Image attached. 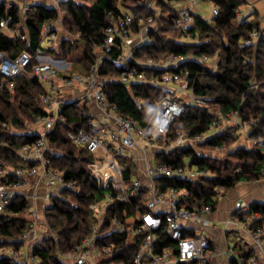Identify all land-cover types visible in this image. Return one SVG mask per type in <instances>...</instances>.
<instances>
[{
  "label": "trees",
  "instance_id": "1",
  "mask_svg": "<svg viewBox=\"0 0 264 264\" xmlns=\"http://www.w3.org/2000/svg\"><path fill=\"white\" fill-rule=\"evenodd\" d=\"M153 2L158 11L150 8ZM184 0H62L60 7H50L41 3H33L26 12H22L20 2L13 1L9 6L7 0L0 1V16L11 17L10 27L27 35L22 40L17 34L0 32V51L11 57L17 56L23 50L35 53L42 42V28L45 24L55 22L62 13L65 37L60 39V48L52 53L71 59L73 52L83 44L81 56L75 61L81 72H87L93 62L95 46L100 45L105 38L106 28L124 13L133 15L135 21L132 30H138L140 17L153 16L155 26L149 30L148 42L138 47L136 57L140 60L152 58L163 59L168 56L182 55L186 58L170 71L190 73V88L196 99H202L206 106L194 102L185 104V111L177 118L170 128L169 134L176 139L179 131H184L189 137L205 133L211 123L217 120L212 107L223 114L232 111L239 113V121L253 120L248 138L250 147H237L228 152L226 158H215L200 154L191 146L174 148L170 152L156 154L155 161L174 167L188 165L198 169H209L213 178L189 180L183 178L157 177L156 182L163 190L175 188L189 192L181 205L193 209L196 206L212 203L216 188L225 187L224 194L233 190L242 182H257L264 179V35L260 34L256 44L244 45V40L251 36L254 29L261 33L259 20L245 19L236 23L239 12L248 4V0H212L213 6L219 8V14L210 22L202 15L194 14V25L190 30L191 38L186 39L184 33L173 26L172 19L177 14L176 4ZM207 56L217 58L216 70L209 65L200 63L197 57ZM35 64L32 62L30 69ZM75 65V63H74ZM75 69V67H74ZM76 69V70H77ZM148 76H161L165 69L145 68ZM101 75L116 78L120 71L110 64L101 69ZM0 73V167H20L22 160L17 151L26 144L33 143L37 134L27 133L29 126L40 117L46 115L41 98L44 88L37 78L16 77L14 87L8 83L2 84ZM110 101L118 111L134 119L142 128L148 127L146 107L136 101V97L145 102H151L163 97L166 91L159 86L132 84L128 87L124 83L110 82L107 84ZM78 111V110H77ZM73 106L64 107L68 117V124H60L49 134L50 141L55 144L57 153L51 154L54 168L63 172L66 180L78 185V190H61L53 197L52 206L46 211L49 227L54 230L57 240L46 236L33 247V254L38 264H70L64 255L75 250L82 241L92 234L97 218L91 205L105 197L106 191L100 189L91 178L88 164L94 160V155L86 148L72 143L66 135L70 125L79 127L84 125L85 118ZM182 124V128H176ZM242 136L241 124L229 126L224 132L214 134L198 147L209 148L231 147L238 144ZM161 140V138H160ZM126 166L124 177L126 180L137 174L136 166L128 159H122ZM127 163V164H126ZM27 166H32L28 164ZM20 179L14 173L0 176V184L6 185L18 182ZM146 190H142L132 202H116L108 208L103 235L98 240L100 248L113 247L119 250L112 258L101 264H135V254L141 247L143 235L130 238L129 230L121 233L109 232L111 220L116 217L126 223V219L136 215V205H141V212H145L144 200ZM30 202L22 196H17L0 213V248L12 246L13 253L0 252V264H28L20 259L23 246L18 239L28 228V219L24 216ZM254 227H264V202L253 201L246 211H235L234 217L240 220L253 218ZM140 221H136L135 226ZM127 226L129 225L126 223ZM194 236L195 233L187 232ZM156 253L164 248L176 251L175 241L164 231L157 233ZM251 251L244 255L250 256ZM245 256L242 263L247 264ZM234 264H239L233 260ZM181 264H186L182 262ZM258 264V263H257Z\"/></svg>",
  "mask_w": 264,
  "mask_h": 264
},
{
  "label": "built area",
  "instance_id": "2",
  "mask_svg": "<svg viewBox=\"0 0 264 264\" xmlns=\"http://www.w3.org/2000/svg\"><path fill=\"white\" fill-rule=\"evenodd\" d=\"M2 1V0H0ZM9 1V0H7ZM15 1V0H11ZM10 1V2H11ZM22 12H26L32 2L41 3L58 8L62 0H18ZM201 0H184L177 3V14L173 17V26L179 28L186 39L190 40V30L194 25L192 8L200 6ZM9 2V3H10ZM12 5V2L9 6ZM150 8L158 11V7L151 1ZM179 7V8H178ZM219 14V8L213 6L210 16H203L212 21ZM42 28V42L35 53L23 50L17 56L11 57L0 51V73L2 84L8 83L14 87L16 77L25 76L37 78L44 93L41 103L46 115L40 116L27 133L37 134L33 143L22 145L17 153L22 160L20 167H0V176L14 173L19 177L18 182L0 184V213L15 197L22 196L29 200L30 205L24 216L28 219V228L18 239L27 248L24 263L38 264L33 254L34 245L46 236L57 240L54 230L49 227L46 211L53 204V197L61 190H78V185L65 179L63 172L54 168L51 154L57 153L55 144L49 139V134L60 124L67 125L68 117L64 107L73 106L78 110L85 123L75 127L70 125L66 135L69 140L79 147L86 148L94 155V160L88 164L93 182L106 191V195L91 205L97 218L92 234L85 238L75 250L68 252L63 258L70 264H101L112 258L119 250L113 247L100 248L98 240L102 238L103 226L108 208L116 202L130 203L138 197L142 190H146L144 204L146 211L141 212V205H136V215L128 217L126 223L114 217L108 231L121 233L129 230L130 238L143 235L142 244L135 254V264H208L211 256V243L206 235L196 233L188 223L207 224L204 213L212 212L215 207L212 203L196 206L193 209L181 205L182 200L189 194L186 190L168 188L163 190L157 184V177L183 178L198 180L213 178L215 174L205 168L198 169L188 165L174 167L168 164L156 163L155 157L160 152H170L174 148L191 146L197 148L200 142L208 137L222 133L233 122L241 124L244 134L248 138L253 120L239 121V113L232 111L223 114L220 110L217 120L211 123L209 129L195 137H189L183 130L178 132L176 139H172L169 131L175 120L182 116L185 104L194 102L206 106L202 99H196L190 88V73L170 71L186 57L182 55L168 56L161 60L152 58L140 60L136 57V50L148 42V33L155 26L153 16L140 17L137 21L138 30L134 32L132 25L135 21L130 13H124L106 28L105 38L93 51L95 61L87 72L74 69L73 59L62 58L50 51L58 52L60 48L59 33L62 30L63 17ZM264 19V17H263ZM11 17L0 16V32L10 35L17 34L22 40L27 35L20 32V26L15 31L10 27ZM260 31L254 29L251 36L244 40V45L256 44ZM51 52L55 57L47 55ZM198 61L209 65L211 70L217 68V58L207 56L197 57ZM35 64L30 69L32 62ZM110 64L120 71L116 78L101 75L104 65ZM145 68L165 69L161 76H148ZM110 82L124 83L128 87L132 84L154 85L162 87L166 94L151 102H145L136 97L139 104L146 107L148 127L142 128L137 122L118 111L117 106L110 101L107 84ZM71 92V94H67ZM97 109L96 112L93 109ZM161 138V140H160ZM264 142V139H262ZM229 147H216L226 151ZM140 149L143 152V166H136L138 173L126 180L124 177L126 166L122 159L128 158L137 161L133 151ZM236 149V148H235ZM202 154V153H200ZM204 155V154H203ZM32 164V166H27ZM214 200H219L225 187L219 185ZM239 211H246L247 206H240ZM237 209V210H238ZM259 219L255 213L253 218L240 220L234 217L231 222L234 226L243 228L249 238L259 248V251L247 260V264H257L259 256L264 258V227H254V220ZM136 221H140L135 226ZM133 227V229H132ZM164 231L176 243V251L164 248L156 253L157 233ZM194 232V236L186 235ZM244 264V263H242Z\"/></svg>",
  "mask_w": 264,
  "mask_h": 264
},
{
  "label": "crops",
  "instance_id": "3",
  "mask_svg": "<svg viewBox=\"0 0 264 264\" xmlns=\"http://www.w3.org/2000/svg\"><path fill=\"white\" fill-rule=\"evenodd\" d=\"M250 1V0H248ZM253 2L257 0H252ZM213 5V4H212ZM201 6H194L192 8V12L194 14L202 15L200 11ZM179 8V7H178ZM213 8V6H212ZM205 16V15H202ZM254 18V17H253ZM252 19V18H251ZM62 30L59 33V38L65 37V34ZM261 34L264 35V29H261ZM25 77V76H24ZM32 78V77H31ZM67 94H71V92H67ZM69 95V97H71ZM94 112L97 109H93ZM78 112V111H77ZM219 110H217L218 114ZM133 155L137 158V161H133L134 165H138V167L143 166L142 155L143 152L140 149H136L133 152ZM204 154V153H203ZM206 156H210L208 154H204ZM138 173V170H137ZM253 201H262L264 202V179L257 181V182H242L237 186L236 189L229 191L223 197L218 200V203L215 209L212 212H205L204 217L207 219V224H187L194 229L196 233L206 235L211 243V256L208 264H234L233 260H237L239 264H242L245 256H242L243 253H240L238 248H234L229 245V231L231 229H236L240 231V233L245 234L247 240L252 244V253L247 258H250L254 254L259 251V248L255 245V243L249 238L246 234L245 230L240 227H236L233 225L231 220L234 218L235 211L240 206H249V204ZM230 229V230H229ZM25 246H22L20 251V256L23 255V262H24V255H25ZM240 250H243L241 248ZM244 252V251H243ZM19 256V257H20ZM258 264H264V258L259 256L257 260Z\"/></svg>",
  "mask_w": 264,
  "mask_h": 264
},
{
  "label": "rangeland",
  "instance_id": "4",
  "mask_svg": "<svg viewBox=\"0 0 264 264\" xmlns=\"http://www.w3.org/2000/svg\"><path fill=\"white\" fill-rule=\"evenodd\" d=\"M10 1L11 0H9L8 3ZM15 1L19 2L18 0H15ZM257 1L258 2H256V1L253 2L252 0L248 1V4L245 7L242 8V10L239 12L237 18L235 19V22L237 24L241 23L245 19H251V18L254 17L255 20H259L261 29L262 30L264 29V19H263V17H264V0H257ZM11 2H13V1H11ZM212 4H213L212 0H201L200 1V6L201 7H200V11L199 12L202 15L210 16L211 12H212V6H213ZM63 32H64V29L62 30V34H63ZM63 35L65 36L66 34H63ZM82 48H83V44L81 43L80 44V48L77 51L73 52V54L71 55V59H73L74 61H77L79 59V57L81 56ZM47 55L55 57L51 52H47ZM74 67H75V69H77L78 67H80V64L78 66V64L75 62ZM78 71H80V70H78ZM217 110L218 109L212 107V111L213 112L217 113ZM236 124H238V123L233 122V124H230L229 126H234ZM182 126H183L182 124H176L175 125V127L178 128V129L182 128ZM250 146H251V140L246 137V135L244 134V131L242 129V136H241V139L238 142V144L237 145L233 144V146L229 147L226 151H221V150H217V149L211 150V149L206 148V147H204V148L197 147L196 150L199 153L208 154L211 157H215V158H220L221 159V158H226V156L228 155V152L233 150V149H235V148H237V147H250ZM236 188L237 187H235L234 189H236ZM228 192H226V193H228ZM225 194H223V196ZM132 229H133V227H132ZM229 245L234 247V248H238L240 253H244L246 251H249L253 247L252 244L247 240L246 235L240 233V231H238L236 229H231L229 231ZM241 248H243V250H240ZM24 250H25L24 252H26L27 248L24 247ZM0 252L13 253L14 250H13L12 246H6V247L0 248ZM18 259L23 261V255L20 256Z\"/></svg>",
  "mask_w": 264,
  "mask_h": 264
},
{
  "label": "water",
  "instance_id": "5",
  "mask_svg": "<svg viewBox=\"0 0 264 264\" xmlns=\"http://www.w3.org/2000/svg\"><path fill=\"white\" fill-rule=\"evenodd\" d=\"M35 3V2H32V4Z\"/></svg>",
  "mask_w": 264,
  "mask_h": 264
},
{
  "label": "bare ground",
  "instance_id": "6",
  "mask_svg": "<svg viewBox=\"0 0 264 264\" xmlns=\"http://www.w3.org/2000/svg\"><path fill=\"white\" fill-rule=\"evenodd\" d=\"M127 164V163H126Z\"/></svg>",
  "mask_w": 264,
  "mask_h": 264
}]
</instances>
